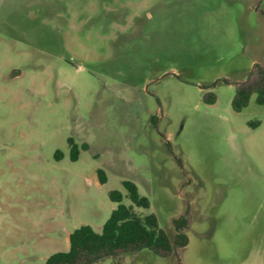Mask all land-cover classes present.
<instances>
[{"label":"rangeland","instance_id":"374dc122","mask_svg":"<svg viewBox=\"0 0 264 264\" xmlns=\"http://www.w3.org/2000/svg\"><path fill=\"white\" fill-rule=\"evenodd\" d=\"M255 64L264 0H0V264L100 232L123 180L173 250L91 264H264V102L231 103Z\"/></svg>","mask_w":264,"mask_h":264},{"label":"trees","instance_id":"16d2710c","mask_svg":"<svg viewBox=\"0 0 264 264\" xmlns=\"http://www.w3.org/2000/svg\"><path fill=\"white\" fill-rule=\"evenodd\" d=\"M259 82L253 90L244 85L237 86L232 98V107L240 110L247 104L251 91L257 92V102H264V69L259 64ZM242 85V86H241ZM206 102L214 101V94L210 93L205 98ZM70 158L77 159L78 148L72 138H68ZM99 180L105 182L102 169L97 170ZM122 185L126 189L131 204L122 203L123 195L118 190L109 192V198L116 203L109 217L103 223L101 231H95L90 225H80L73 229L68 236L69 247L66 251H58L50 254L44 264H91L104 260L107 257H116L118 251L150 249L156 253H170L173 246L167 233L158 225L155 214L149 213L144 216L137 215L133 206L149 207L147 197L139 194L137 186L129 180H123ZM186 223L184 215L174 219V225L178 230L176 245L185 246L187 236L183 230ZM115 264V262H114Z\"/></svg>","mask_w":264,"mask_h":264},{"label":"water","instance_id":"95a60500","mask_svg":"<svg viewBox=\"0 0 264 264\" xmlns=\"http://www.w3.org/2000/svg\"><path fill=\"white\" fill-rule=\"evenodd\" d=\"M168 74H170V75H176V72H174V71H167L164 74H162V77L165 76V75H168Z\"/></svg>","mask_w":264,"mask_h":264},{"label":"crops","instance_id":"0c3cea01","mask_svg":"<svg viewBox=\"0 0 264 264\" xmlns=\"http://www.w3.org/2000/svg\"><path fill=\"white\" fill-rule=\"evenodd\" d=\"M68 247H69V244H68ZM68 249V248H67Z\"/></svg>","mask_w":264,"mask_h":264}]
</instances>
